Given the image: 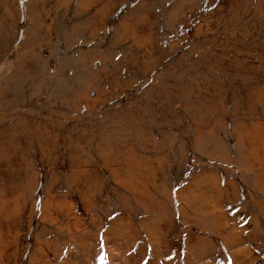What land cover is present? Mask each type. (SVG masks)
Returning a JSON list of instances; mask_svg holds the SVG:
<instances>
[{
	"label": "rangeland",
	"instance_id": "374dc122",
	"mask_svg": "<svg viewBox=\"0 0 264 264\" xmlns=\"http://www.w3.org/2000/svg\"><path fill=\"white\" fill-rule=\"evenodd\" d=\"M264 264V0H0V264Z\"/></svg>",
	"mask_w": 264,
	"mask_h": 264
},
{
	"label": "snow or ice",
	"instance_id": "6c2138e0",
	"mask_svg": "<svg viewBox=\"0 0 264 264\" xmlns=\"http://www.w3.org/2000/svg\"><path fill=\"white\" fill-rule=\"evenodd\" d=\"M99 261H100V264H107L106 255L105 254H101L99 256Z\"/></svg>",
	"mask_w": 264,
	"mask_h": 264
}]
</instances>
